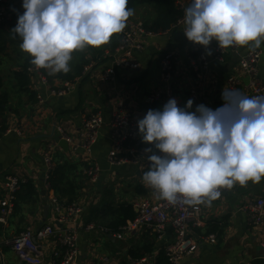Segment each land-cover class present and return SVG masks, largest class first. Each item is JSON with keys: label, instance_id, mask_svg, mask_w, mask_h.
Wrapping results in <instances>:
<instances>
[{"label": "crops", "instance_id": "obj_1", "mask_svg": "<svg viewBox=\"0 0 264 264\" xmlns=\"http://www.w3.org/2000/svg\"><path fill=\"white\" fill-rule=\"evenodd\" d=\"M136 15L150 19L153 12L149 8H141L138 12L134 11L132 20H136ZM184 29L183 22L164 34L144 38L142 49L132 52L131 58L138 63V67L134 70L116 67L114 75L108 81H104L102 75L105 69L111 66L116 48L113 51H104L103 61L95 58L96 50L93 48L74 52L72 61L75 62L77 57L82 58L87 65L68 94L49 95L46 88L38 86L37 82L32 80L30 90L45 98L42 104H38V101L31 103L26 93L17 92L12 74H0V78H6L8 83L0 87V100L5 90L11 91L10 98L5 99L6 103L1 105L8 129L0 138V197L3 195L4 177L8 174L18 176L21 184L28 182L36 189L32 202L22 204L18 211L12 212L6 236H14L25 228L37 230L50 224L61 227L50 199L54 193L51 194L45 189L46 168L43 156L48 149L53 148L58 155L57 163L65 165L62 171L63 182L60 185L64 194L54 196L62 204L75 201L80 205L82 212L78 221L79 227L89 223L95 225L94 230H81L79 233L77 264H127L131 262L126 254L129 248L149 243L157 247L162 240L168 241V236L173 240L170 229L161 241H157L150 231L142 227L124 232L121 238H115L112 233L101 232L98 228L105 227L110 221V216L104 213L107 207L132 205L144 198L158 200V195L143 182V170L140 166L127 164L116 168L107 163V154L111 147L109 123L116 105L121 104L137 122L144 118L149 110H162L168 100L164 98L160 102H152L149 97L155 90L164 87L161 62L166 50L172 51L176 57L172 79L173 94L178 98L181 108L191 99V92L207 95L210 99L207 108L216 110L222 107L220 101L225 81L229 75L238 71V56L232 52L226 55L222 63H213L206 78H198L189 62L190 45L184 35ZM113 42L114 36L107 45ZM249 49L239 47V54H244ZM259 50L261 56L257 69L264 81V42ZM44 71L48 74L47 70ZM243 79L242 85H245ZM61 85L62 82L58 79L51 83L52 88ZM240 93L245 95L242 90ZM197 106L193 102L189 111L194 112ZM91 114H99L102 127L90 152L79 149L66 153L61 150L58 147L60 135L57 129H62L65 136L79 142L84 133L82 120ZM148 148H152V152H146ZM123 153H129V149H124ZM132 154L145 160L147 168L150 164L148 156L159 155V152L154 145L141 142V146L134 149ZM89 164L98 165L100 169L94 182L89 181L84 174V169ZM263 182L264 178L259 183L249 181L244 186L237 183L231 189L226 188L216 200L204 203L203 226L190 232L197 243V250L186 255L183 264H264V224L254 226L247 213L241 210L243 205L264 197ZM136 185L144 187L146 194L138 195ZM210 233L215 235L214 243L204 239ZM5 249L10 253H5ZM58 251L55 241L48 239L44 243L43 264H51L54 254ZM149 256L154 259L155 254ZM0 264L25 263L20 261L10 248L2 246Z\"/></svg>", "mask_w": 264, "mask_h": 264}, {"label": "clouds", "instance_id": "obj_2", "mask_svg": "<svg viewBox=\"0 0 264 264\" xmlns=\"http://www.w3.org/2000/svg\"><path fill=\"white\" fill-rule=\"evenodd\" d=\"M11 30L22 52L49 75L70 72L73 53L99 48L123 32L134 15L128 0H22ZM184 35L204 47L259 49L264 42V0H191ZM224 104L212 110L190 99L181 108L170 99L162 110L138 120L148 156L143 182L171 204L211 203L220 188L264 178V96L223 90ZM152 152V148L145 150Z\"/></svg>", "mask_w": 264, "mask_h": 264}, {"label": "built area", "instance_id": "obj_3", "mask_svg": "<svg viewBox=\"0 0 264 264\" xmlns=\"http://www.w3.org/2000/svg\"><path fill=\"white\" fill-rule=\"evenodd\" d=\"M174 3L182 10L183 15L173 28L184 22L185 8L191 2L190 0H174ZM23 11L22 0H0V23L6 22L4 27L9 29L13 24L11 22V12L23 13ZM119 36L120 43L112 55L111 66L103 72L102 79L104 81L111 80L116 67H122L127 70L136 69L138 63L131 58L132 52L141 50L143 47L142 40L146 37L153 36V34L147 32L140 21L129 19L126 28ZM188 42L190 45L189 62L198 78H206L207 72L213 63H222L226 55L233 52L234 55L238 56V71L233 72L227 77L224 89L233 91L241 89L250 98L264 96V81L260 78L257 69L261 56L259 49H249L244 54H239V47L220 49L216 41H212L207 47L194 44L190 41ZM175 62V54L170 50H166L162 55L161 62V77L164 87L158 88L150 95L149 98L152 102H160L164 98L168 101L175 99L178 107H180L178 98L173 94L172 79ZM28 71L31 78L30 86L32 87V80H34L38 86L46 88L49 91L48 94L53 96H64L68 94L74 88L75 82L79 79L78 77L74 83L63 81L60 87L52 88L51 83H49L41 69H37L32 65ZM243 78L248 79L247 85H242ZM35 94L38 104H42L45 98L41 94H37L36 91ZM190 98L198 106L203 104L207 107L210 104V99L207 95L191 92ZM221 98L223 99V96ZM81 125L84 133H82V139L79 142L65 136L60 128L57 129V132L60 137H63L69 143L70 151L76 152L80 149L89 153L91 146L96 140L97 133L102 127V121L99 114H91L82 120ZM109 128L111 147L107 154V163L116 168L124 167L127 164H136L140 166V169H144L146 166L145 160L137 158L136 155L132 154L134 149L141 146L142 142L138 132L137 121L123 109L121 104H117L113 109ZM16 131L17 133L20 132L19 129ZM6 132L7 130L4 133ZM2 135H0V138ZM124 149H129V153L124 154ZM55 150L50 148L43 156V163L46 168L45 189L51 194L53 193L50 191L47 180L50 171L54 168ZM99 173L100 169L95 164H89L84 169L85 176L91 182L96 181ZM21 183V179L14 174H8L4 177L3 195L0 197V247L6 246L10 248L16 257L25 264H43L45 253L44 243L48 239H53L59 251L54 254V259L51 261V264H77L79 233L81 230H94L95 225L89 223L79 227L78 221L82 208L75 201L62 204L54 194L51 196L50 199L53 203L54 211L58 216L57 220L61 224L60 228L50 224L42 226L37 230L25 228L14 236H6L8 221L14 209L15 193ZM225 189L220 188L219 191L222 193ZM153 192L156 193L154 190ZM203 205L204 203L188 205L182 202L171 204L160 198L157 201H151L146 198L140 199L133 204L136 213L134 220L128 222L122 228L121 233H112L111 235L115 238H121L124 232L135 229L136 227H142L150 231L157 241H161L168 228H170L172 230L173 240L165 247V256L169 264H183L184 257L197 250V243L190 232L203 226ZM241 210L247 213L251 224L254 226L264 224V197H260L252 203L243 205ZM62 225L65 227H62ZM98 229L101 232L109 233L106 227L100 226ZM204 239L210 243L216 241L214 234L206 235ZM153 262V257L149 256L137 261H131V264H153Z\"/></svg>", "mask_w": 264, "mask_h": 264}, {"label": "trees", "instance_id": "obj_4", "mask_svg": "<svg viewBox=\"0 0 264 264\" xmlns=\"http://www.w3.org/2000/svg\"><path fill=\"white\" fill-rule=\"evenodd\" d=\"M191 2V0H190ZM128 7L133 9L135 12L141 8L146 9L149 8L153 12V17L150 19H144L141 16L142 23L144 29L152 33L153 35L164 34L171 30V28L177 23V21L182 17V10L175 5L174 0H128ZM18 14H23L20 12H11V22L13 23L9 29L4 27L6 22L0 23V52H3L4 47L10 45L16 49L15 57H9V61L13 63V71L12 77L16 81L15 89L19 93H26L28 101L31 103H35L37 101L35 92L30 90L31 78L29 76L28 69L32 66L30 62V57L26 54L23 55L20 52V43L22 42L18 36H14L11 30L16 26ZM131 18V17H130ZM120 43L119 34L114 35V42L111 45H104L103 47L96 50V57L98 60L103 61L104 51H113ZM87 64L83 62V59L76 58V61L70 62V72L58 73L56 75L47 74L44 69H41L45 76L47 77L49 83H52L54 79L63 81H68L74 83L78 77L83 73V69ZM82 72V73H81ZM6 78H0V87L2 84H8L5 80ZM241 89L238 90V92ZM11 91L5 90L3 94V98L0 100V108L1 105L5 104V99L10 98ZM12 100V99H11ZM223 106L224 100L221 98L220 101ZM4 109H0V135H2L7 129L8 126L6 124V119L3 113ZM18 114V112L15 110ZM58 155L55 153L54 161L55 167L50 171L48 177V183L50 187V191L55 195L64 194L63 188L60 187L63 182V173L62 171L65 169V165H59L57 162ZM149 170V166L144 169L143 174ZM136 193L138 195H145L146 190L141 185L135 186ZM73 192V189H71ZM36 195V189L32 186L31 183L20 184L19 189L15 193V202L13 211H18L22 204H28L34 200ZM73 195H70V197ZM105 214L110 216L109 222L105 225V227L109 230V233H121L122 228L127 225L129 221H133L136 213L133 210V206L131 204L121 205L117 208L107 207L104 210ZM170 231H172L170 229ZM211 234V233H210ZM172 237L168 236V241L162 240L159 246H154L153 243L144 244L140 247L129 248L127 251V256L131 261H137L142 258H146L151 254H155L154 263L153 264H169L167 257L165 256V247L171 242ZM156 251V252H155Z\"/></svg>", "mask_w": 264, "mask_h": 264}, {"label": "rangeland", "instance_id": "obj_5", "mask_svg": "<svg viewBox=\"0 0 264 264\" xmlns=\"http://www.w3.org/2000/svg\"><path fill=\"white\" fill-rule=\"evenodd\" d=\"M136 20L141 22L142 21L141 16L136 15ZM20 52L23 55H26V53L21 51V49H20ZM8 55L11 57H15V55H16V49L13 48L11 46V44L4 47L3 52H0V74H2V75L6 74V73L11 74L12 73L11 71H13V69H14L13 63L9 61ZM5 253H10V251L8 249L7 250L5 249Z\"/></svg>", "mask_w": 264, "mask_h": 264}, {"label": "water", "instance_id": "obj_6", "mask_svg": "<svg viewBox=\"0 0 264 264\" xmlns=\"http://www.w3.org/2000/svg\"><path fill=\"white\" fill-rule=\"evenodd\" d=\"M225 71H227V69H225ZM243 83L245 85L248 84V79L247 78H244L243 79ZM58 147L63 150L64 152L68 153L70 151V146H69V143L63 138V137H60L58 139ZM139 174V172H138ZM57 225V224H56ZM127 264H131V262H128Z\"/></svg>", "mask_w": 264, "mask_h": 264}, {"label": "bare ground", "instance_id": "obj_7", "mask_svg": "<svg viewBox=\"0 0 264 264\" xmlns=\"http://www.w3.org/2000/svg\"><path fill=\"white\" fill-rule=\"evenodd\" d=\"M129 19H130V18H129ZM141 23H142V22H141ZM142 24H143V23H142ZM143 27H144V26H143ZM172 28H173V27H172ZM116 48H117V47H116ZM140 137H141V136H140ZM146 166H147V164H146ZM146 166H145V168H146ZM145 168H144V169H145ZM144 169H141V170H144ZM133 204H134V203H133ZM133 204H132V206H133ZM133 209H134V207H133ZM129 222H131V221H129ZM168 229H170V228H168ZM165 236H166V234H165ZM165 236H164V237H165ZM148 257H149V256H148Z\"/></svg>", "mask_w": 264, "mask_h": 264}]
</instances>
